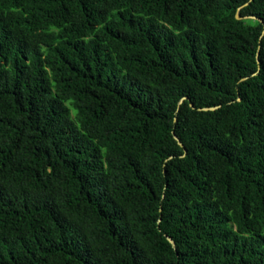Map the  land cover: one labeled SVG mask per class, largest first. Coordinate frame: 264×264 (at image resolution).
Returning a JSON list of instances; mask_svg holds the SVG:
<instances>
[{"label": "trees", "instance_id": "obj_1", "mask_svg": "<svg viewBox=\"0 0 264 264\" xmlns=\"http://www.w3.org/2000/svg\"><path fill=\"white\" fill-rule=\"evenodd\" d=\"M0 264H264V0H0Z\"/></svg>", "mask_w": 264, "mask_h": 264}, {"label": "water", "instance_id": "obj_2", "mask_svg": "<svg viewBox=\"0 0 264 264\" xmlns=\"http://www.w3.org/2000/svg\"><path fill=\"white\" fill-rule=\"evenodd\" d=\"M235 16H236V18L237 19H241V18H252V19H258L256 16H252V15H243V16H241V15H239V13L237 12L236 14H235ZM259 20V19H258ZM192 105V104H191ZM211 108H213V107H211ZM203 109H207V107H204ZM173 137L177 140V142H178V144L180 145V146H182V142L179 140V138L177 137V135L176 134H174L173 133ZM166 238L168 239V241L172 244V246H174V241H173V239L170 237V236H168V235H166Z\"/></svg>", "mask_w": 264, "mask_h": 264}]
</instances>
